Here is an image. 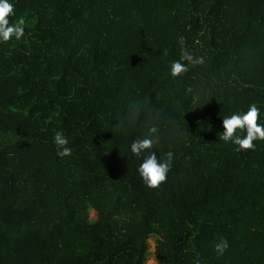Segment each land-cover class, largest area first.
<instances>
[{
  "label": "trees",
  "instance_id": "1",
  "mask_svg": "<svg viewBox=\"0 0 264 264\" xmlns=\"http://www.w3.org/2000/svg\"><path fill=\"white\" fill-rule=\"evenodd\" d=\"M9 2L26 25L0 42V264H147L150 239L158 264H264V140L219 139L253 103L264 124V0ZM180 37L205 62L173 78ZM152 124L175 157L158 189L129 150Z\"/></svg>",
  "mask_w": 264,
  "mask_h": 264
},
{
  "label": "clouds",
  "instance_id": "2",
  "mask_svg": "<svg viewBox=\"0 0 264 264\" xmlns=\"http://www.w3.org/2000/svg\"><path fill=\"white\" fill-rule=\"evenodd\" d=\"M15 15L14 5L9 0H0V42H8L15 38L21 40L25 35L26 19L20 16L14 23L10 22V17ZM181 45L180 58L171 63L170 74L173 78L182 77L189 71V67L203 64V57H196L184 47L185 38L180 37ZM167 55V50H165ZM223 132L219 139L224 142H230L235 145L234 151L255 150L254 141L264 140V124L260 123V109L255 103L251 104L247 111L233 113L222 120ZM123 130V129H121ZM53 142L59 149L57 155L60 157L70 156L72 148L68 147V138L62 131H57ZM161 137L159 129L154 124L147 129V134L134 139L130 144V153L142 158L138 166V173L145 185L152 189H158L168 179L173 161L175 159L172 151L163 153L158 157L155 151H152L157 145H160ZM228 241L221 238L214 249L218 255H223L228 248ZM194 264H201L196 259Z\"/></svg>",
  "mask_w": 264,
  "mask_h": 264
},
{
  "label": "rangeland",
  "instance_id": "3",
  "mask_svg": "<svg viewBox=\"0 0 264 264\" xmlns=\"http://www.w3.org/2000/svg\"><path fill=\"white\" fill-rule=\"evenodd\" d=\"M92 216H93V218L95 217V212H92ZM149 242H150V255H149V259L147 261V264H158L156 259H155V257H154V255H153V251H154V248H155L154 240L150 239Z\"/></svg>",
  "mask_w": 264,
  "mask_h": 264
}]
</instances>
